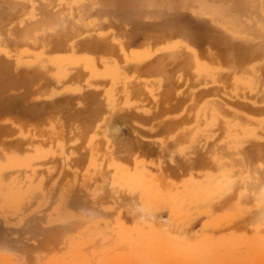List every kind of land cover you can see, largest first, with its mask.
<instances>
[{
  "label": "rangeland",
  "instance_id": "obj_1",
  "mask_svg": "<svg viewBox=\"0 0 264 264\" xmlns=\"http://www.w3.org/2000/svg\"><path fill=\"white\" fill-rule=\"evenodd\" d=\"M137 1L141 0H0V21L2 20L0 23V255L3 256L4 254L6 257H12L9 264H24V262L25 264H66L69 262L70 258H72L70 251V246L72 244H76L77 248H79V251L74 256L76 262L84 260L88 264H111L116 259V262H114L115 264H148L151 259L149 249L156 241L160 242V247L157 246L160 249L167 246L174 247L183 245L191 248L207 239L223 240L229 236L242 235L245 240H247V244L244 243V246H241L239 252L247 253L249 249L248 242L264 235V225H262V223L260 224L261 219L259 217L258 219L260 222L258 221L259 223H255V218L257 219L259 213L255 212V201H253L254 199L251 197H242L243 194L240 195L241 197H236L235 193L234 196L233 193L230 194L231 196L226 193H224L226 194L225 196H222V192L221 194H218V191L216 192L214 190L216 196L212 193L215 198L211 199V196L209 200H211V203L215 202L214 199H217L218 194V198L220 199H217L215 204H204L203 206L200 205V207H198L199 204L196 206V202H193L194 205H196L195 208L193 207V209H191L190 207L192 204L186 201L183 196V190L185 187L196 182H202L206 176L212 177L216 175L218 171L213 170L219 167L222 162H224L222 165L228 161L230 162V159L239 163V159L242 158L240 161L243 164L240 162L239 164L236 163L237 166H235L238 168L240 167L239 169L237 168L241 171L240 175L246 177L244 180L250 182V179H253L255 183L256 181L259 183L256 185L251 181L249 185H253V188L260 186L263 181L261 171L263 172L264 169V160L262 161L263 158L261 156L254 155L250 161L251 164L246 162L244 164L242 160L244 159V155L248 154V150H244L243 153V150L238 152L241 156H239V159L237 158V155L239 154L235 156L232 154L229 155L228 150H199L200 153L203 152L202 155L204 154L206 156L203 155L207 161L200 165L198 163L200 157L194 152L195 150H178V146L176 147L175 145L174 147L172 141L170 142L173 137L176 135L179 136L180 134H183V132L187 133L189 131L191 134L203 133L210 127L214 128L217 121L218 125H216L218 127V134L222 133L219 131V125L221 123L223 127L251 128L255 133H258L259 140H264V130L262 129V123H264V109H260V107L264 105V102L261 103L260 101H264V93H261L264 92V71L262 72L264 67L260 68V66H262L261 64L264 66V56L257 59V61L255 60V62H252L253 68L248 66L243 67L246 70L243 68L241 69L242 71L244 70L248 76L244 75L245 72L243 71L244 73L240 72L239 75L236 73L239 78L235 77L234 71H236V69L238 70L236 72L241 71V67L238 66L235 68V62L232 61L233 65L229 62V70L227 69L229 67L227 66L228 64H221L223 63L222 61L211 60L209 63L215 67L213 70L214 73L213 71L209 73L206 71L202 72L195 65H193V67L190 66L192 63L190 61L191 54L189 49L192 51H199L201 48L196 45L197 43L194 45V42V46H192L190 40H185L184 38L181 39V37L178 36V38H166L167 33L156 28L155 25H157V23L155 21L159 22L160 19V21H162V18L163 16L165 17V15L152 17L154 14L149 13L147 17L136 18L137 20H142L140 26L132 22V19L130 18H116L117 16L126 13V11L131 8V5L135 7L137 3H139ZM142 1L143 3L140 2V4L145 6L140 7V4H138L137 7L141 10L143 9V11L147 10L154 13L160 12V10H167L166 12L170 11L167 9L166 0ZM144 2L147 3L144 4ZM158 2L161 6L158 4V6L155 5V3ZM235 2L236 1L229 0L227 3L228 6H226L228 10L231 9L233 12L237 11V13H241L240 20H246L245 15H242L244 12H246L247 15V13L254 11V13L261 18L260 22L263 20L264 23V17H261L264 16V8L260 9L257 7L259 5L258 0H255L254 6H252V1H249V3L248 1L245 2L246 4L242 7L238 4L235 5ZM247 3L251 8L248 7ZM123 4L128 6H121ZM192 4H189L191 5L190 7H193ZM255 6L257 7L256 9ZM129 11H132V9ZM191 11L187 10L188 13L192 14ZM255 11H258V13ZM70 13L74 15L71 16ZM68 17H71L74 20ZM75 17L77 18V21H75ZM194 17L195 16L190 17L193 18V20L191 19L192 22H196ZM258 17L256 18L258 19ZM65 19H67V21H65ZM69 23L74 24L70 25ZM249 31L251 32L252 29H245V33H241L240 36L237 37L239 40H237L235 35H233V39L235 41L237 40L236 42L242 41L243 43L244 41L248 43L252 39L249 43L257 44L256 41L262 39L261 36L258 37V35H256V37H258L256 38L251 35L253 32L250 33ZM160 35L163 36L162 39ZM89 40L94 41L96 44L99 40L100 43L98 42L97 45L94 43V46L99 45V47L95 46L94 49H91L92 47L90 48V46H87L86 44ZM60 44L64 45V47L62 46V48H59L58 45ZM208 44L205 45L207 48L210 47V44ZM55 45L56 47H54ZM88 47L90 49H87ZM183 51H187V53ZM188 52L190 56H188ZM160 55H168V58L166 56L165 59L163 56L160 57ZM175 56H177V58ZM181 56L182 60L178 65L177 62L181 59ZM170 57H175L176 59L174 60L171 58L172 61ZM187 58L188 61H190L189 68L192 69L187 67V64H189L187 63ZM161 59L162 61L164 59H170L172 62L164 61L166 64H163ZM159 60L161 62L160 64L166 66L164 67L165 69H161L163 65H159L157 69L155 68L159 64ZM184 60L186 61V64L183 63L185 62ZM181 63L187 67L185 71L184 69L183 71L177 69L176 65L180 66ZM173 64H176V67L172 66ZM183 65L182 68H186ZM220 65H222V68H220ZM232 66H234V68ZM138 67L140 70L137 69ZM129 69L130 72H128ZM131 69H134L133 71L135 72ZM149 69L152 72L148 73L147 71H149ZM170 69H172V71ZM179 69H181V66ZM231 69L235 70L232 71ZM165 70H167V72ZM247 70L250 71V73L247 72ZM221 71L224 72L223 75H229L231 79H229V76L223 77L222 73H220ZM200 72H202L203 75L202 73L200 74ZM261 72L263 75L260 74ZM157 73L160 74L158 75ZM180 73L185 75L183 76ZM196 73L200 76L198 74L196 75ZM161 74H163L162 77L160 76ZM240 74L243 77L246 76L247 79L249 78V75L252 76V80L250 79L251 77L249 78V81L251 80L250 83L245 78H242ZM255 75L259 79H257ZM167 76L170 79L169 83L166 82ZM186 76H189L187 77L189 82H187ZM191 77L193 80L190 79ZM216 77L220 78L222 82H225L227 78L230 81L227 80L225 83H228L231 87L220 83L221 81ZM240 77L242 78V81H240ZM201 78L204 83L206 82L205 79H209L207 80L208 84H204ZM217 79L219 84L216 82ZM190 81H192L194 86ZM172 82H175V86ZM187 83H191L192 85H188ZM238 83L241 85L240 88ZM254 83H256V87L252 85ZM163 85H170L168 86L169 90ZM172 85L174 93L172 92ZM213 86L216 90L215 88L213 89ZM218 86L220 87L218 88ZM207 87H209V90H206ZM227 87L229 88L226 89ZM250 87H252L251 89L254 93L251 92V89H249ZM199 88L202 89L200 90ZM170 89L173 95L177 98L176 101L175 98L173 99V95L170 94ZM181 89L188 91H186L188 98H186V93ZM219 89L221 91L223 90V93L218 91ZM254 89L255 91H253ZM205 90L207 92H205ZM226 90L229 91V93H227ZM208 91L211 94L208 93ZM217 91L221 94V97L223 96L222 100L218 97L220 95L215 96V94H218ZM161 92L164 94L162 95ZM180 92L183 93L182 99L178 98L181 97ZM193 92L195 93L193 94ZM226 94L231 95L228 96ZM193 95H195L196 98L194 104L192 101L195 99L193 98ZM201 96L204 97L202 98ZM231 96H234L233 99ZM240 96L243 97L241 98ZM255 96L260 98H256ZM168 97H172L173 100L169 98V102V99H167ZM247 97H253V99ZM184 98L186 99L185 103L183 102L185 100ZM223 98H228L229 100L227 99L226 101L225 99V101H232L233 103L231 102V104L228 103L227 105H224L225 101H223ZM237 98L239 99L237 100ZM211 99H213L212 101H220L223 107H229L232 110L233 113L231 114L233 115L230 114L228 118V116H225L227 111L224 112V110H226L224 109L221 112V115L210 113L209 119H206L207 117H205V113H207V108H204V106L208 105L207 102ZM206 100L208 101L206 102ZM234 100L237 101L235 102ZM174 101L176 104L172 105ZM239 101H241V103ZM64 102H66V104ZM158 103L162 104V106L160 104L158 105ZM191 103L194 107L195 104H197L194 110ZM232 104H238V107L232 106ZM247 104H249V109H246ZM241 105L242 107H240ZM250 106L253 108L252 110H250ZM191 107L192 111L191 109L188 110V108ZM165 109H167V111ZM253 111L254 113L252 114ZM192 112L194 116L191 115ZM198 113H200L201 116H199ZM234 113L237 115H234ZM182 114L183 116H181ZM185 115L186 118L184 119ZM227 115L229 114L227 113ZM191 116L193 117L191 118ZM240 116L242 120L244 119L243 121L245 123H243L242 126L240 125L242 124L241 119L239 121ZM230 117H232L233 120L232 118L230 119ZM187 118H189L187 122H189L190 119L191 122L186 124L183 123ZM198 118L199 121H197ZM218 118L223 120V122L220 121L219 123ZM149 119L151 121H149ZM175 119H180V121ZM229 119L230 121H228ZM165 120H168L169 123ZM170 120H172L171 124L173 126L168 125L170 124ZM245 120L248 121L245 122ZM109 121L115 125L114 128H108V125L110 124ZM226 121H228V123ZM251 121L258 124L257 127L256 125L254 126ZM179 122L182 124H179ZM249 122H251L250 124H253V126L248 124ZM107 123L109 124L106 125ZM166 123H168V126H166ZM194 124L197 125V128ZM166 127L175 130L170 133V130L168 131ZM190 127L192 128L190 129ZM165 129L167 133L164 132ZM108 132H110V134ZM120 137L121 139L124 138L122 139L123 142H121ZM125 138L126 142L124 144ZM117 139L123 143H120L121 145H125V147H122L119 144L120 146L118 147H122L121 151L118 150L119 148L117 146V149L115 148L116 150L110 149H114L113 146L115 145H113V143L117 142ZM113 140L115 142H112ZM155 141L157 144H155ZM109 142H112L110 143V145L112 144L111 146L108 145ZM174 142L176 144V141ZM117 143L116 145H118ZM158 143L159 145H161V143L165 144V146L167 145L165 147L166 149L163 150ZM129 144H131V146ZM171 145L172 148L170 147ZM168 146L169 149H167ZM156 147H160L162 150L158 151L156 149L160 148ZM173 147L174 149L176 148L175 150L177 153H175L176 151ZM173 151L174 153H171ZM107 153L111 154L109 155ZM184 153L187 156H184ZM219 154L221 157L224 155L226 156L220 160ZM168 156H171V158L173 157L174 159H171ZM180 156H182V158ZM230 156H233V159L230 158ZM104 159H106V164ZM186 159H189V166H186L185 164L187 162ZM209 160L217 166L214 167L215 169H212V166L214 165H212L211 162L209 164ZM93 162L97 164L99 169L97 172L92 170ZM182 162H185L183 167L180 166V163ZM247 164H249V166ZM103 166L105 169L102 170ZM248 167H250V171L248 170ZM259 169L261 170L260 172ZM123 170L126 173L125 180H129V182L127 181L128 184L124 185L125 188H123V179L125 176ZM106 171L108 176L106 175ZM121 173L124 175L123 178H121ZM127 174L131 177H135L132 179L133 181L131 180V177H128L129 175L127 176ZM250 176L251 178L249 179ZM138 178L139 181L137 180ZM226 180L230 181L232 179L229 178ZM130 181L133 183L130 184ZM134 181L137 182V184L135 183L136 189L134 188ZM86 182H92V185L91 183H88L90 187L86 186ZM118 182H121L120 185ZM105 183L107 184V187H105L108 188L107 190H105L103 186ZM94 184L99 185L96 186ZM148 184H150V186ZM84 186L86 187L83 188ZM94 186L97 187V190L95 193H92ZM115 186H117V188H115ZM129 186H132L131 191ZM145 186L147 187V190L153 188L152 191L155 190V193H161L160 195H156L158 199H155L157 200L156 203H158L157 205L159 207H156L157 205H155L153 211H151L152 205L150 206L148 203L149 208H144L145 205H143V202L139 199L140 195L143 198L147 193H145L146 190H143V187ZM113 187L115 189H124L125 191L118 190L116 192ZM101 188H103V191ZM139 189L144 193L142 192V194H140L141 192ZM111 190L113 191L112 194L110 193ZM72 191L73 193H71ZM105 191L107 193L106 198L108 197L109 200L105 198V195H101L105 194ZM96 192L101 194L97 195ZM136 192L137 195H135ZM75 194H77V196ZM110 194L114 197L110 198ZM149 194L151 193H148L147 196ZM147 196L145 195L147 201L142 199L146 205V202H150ZM71 197L74 200L76 197L79 199L78 203L76 202L77 205L74 204V201H70ZM161 197L163 199H161ZM176 197H178L177 200ZM225 197L226 199H224ZM130 198L135 199V202L140 201L137 203L138 205H136L139 207L142 204L143 207L138 211V207L134 204V207H137V212H134L135 210L130 208L134 201ZM152 198H154L153 192L150 199ZM113 199H115V203H111ZM245 199L247 201H245ZM209 200L208 203H210ZM224 200L225 203H223ZM230 200L234 205L230 203ZM97 201H100V203ZM219 201H221V204ZM69 202H72L74 206ZM130 202L132 203L130 204ZM152 202L153 200H151V203ZM92 203H95V206ZM173 203H175L174 207ZM67 204H70L71 206H68ZM80 204H83L81 210L79 209ZM87 204H92V206ZM100 204H102V206H100ZM183 204L185 206H183ZM162 205H164V208H162ZM84 206L88 207L85 208ZM93 206L94 208L90 209ZM243 207L249 213H244L245 211L243 212ZM230 209L233 210L231 211ZM90 210H92V212H90ZM147 210L148 212L151 211L150 213L155 219L149 217V220H145V217L151 216V214L149 213V215L147 212L148 215L145 213L146 215L143 216L141 212H146ZM172 210H175L173 214L174 216L172 215ZM182 210H184V213H182ZM169 211L170 216L168 215ZM177 211L181 212L182 215H178L179 212ZM83 212L85 216H83ZM191 213H193V218ZM135 215H141L144 219L136 218L134 217ZM186 215L187 218L185 217ZM87 216H91L90 218L93 219L90 220ZM171 216H173V218L175 217V220H173ZM247 217L249 218L247 219ZM223 218L225 220H223ZM251 218H253L254 221H252ZM227 219L230 220L227 221ZM88 220H90V222ZM154 220L158 223H155ZM162 220L163 222L166 221L164 222L165 225L160 224L163 223L160 222ZM70 221L71 223H69ZM171 221L174 223L179 222L178 224L180 226L177 224V228L175 227L177 230L174 229V226L173 228L171 227L174 224L173 222L172 225L167 226V222L171 223ZM226 221L229 225H226ZM219 222L221 223L218 224ZM222 222L224 226L222 225ZM74 225L77 226L76 231V226ZM90 226L92 227L90 228ZM170 228L172 230L174 229V231H170ZM65 230H73V233L72 231L71 233H68L69 231L65 232ZM192 231L193 233H191ZM198 231L201 232L200 235ZM180 232L181 234H179ZM95 238L96 240H94ZM83 239L85 242L82 241ZM65 240L66 244H63ZM93 240L95 243H93ZM56 242L59 244L57 245ZM63 245H66V247ZM57 246L59 248H57ZM60 246H63V248ZM82 248L85 249V251ZM6 249L9 251L8 253L5 252L7 251ZM41 249H45L46 251L43 250V252H46L47 254L41 253ZM54 249L62 250L56 252ZM140 249L145 254L147 262L146 260L141 262V260L139 261L135 259V256L140 254ZM91 250L96 255H91ZM160 252L161 250H158L157 256ZM89 254L92 256H90L92 259L95 258L93 259L94 262L92 260V263L91 260H89ZM13 255L15 257L17 255L19 259L21 258L20 261L17 258H15L16 261L13 260ZM131 255L132 257H130ZM1 256L0 258H2ZM157 256L155 255V264H157V262L158 264H161L160 262L162 261L160 260L159 262V259L161 258H157ZM37 260L41 262H35ZM131 260L132 262H130Z\"/></svg>",
  "mask_w": 264,
  "mask_h": 264
},
{
  "label": "bare ground",
  "instance_id": "obj_2",
  "mask_svg": "<svg viewBox=\"0 0 264 264\" xmlns=\"http://www.w3.org/2000/svg\"><path fill=\"white\" fill-rule=\"evenodd\" d=\"M145 1V0H144ZM229 1V0H228ZM228 1L227 0H166L165 2L167 3V9L168 10H170V11H168V12H166V11H162V10H160V12H156V13H154V12H150V11H147V10H144L143 11V9L141 10L139 7H137V5L138 4H140V2H142L143 3V1L141 0V1H137V2H139V3H137V5L135 6V7H133V5H131V8L129 9V10H131L132 9V11H126V13H124L123 15H119V16H117L116 18H121V19H132V22H134L135 24H137V25H141L142 23V20L140 21V20H137L136 18H142V17H147V15H149V13L150 14H154L152 17H154V16H157V17H159V16H161V15H165V17L163 16V18H162V21H160L159 20V22H157V21H155L156 23H157V25H155L156 26V28L157 29H159L160 31H163V32H166L167 34H166V38L168 37H170V38H173V37H181V39L182 38H184L185 40L186 39H188V40H190V43L192 44V46H194L196 43V45L199 47L200 46V50L199 51H192V50H190L189 49V51H190V54H191V56H190V54H189V52H188V56H190L191 57V65H190V61H188V58H187V63H189V64H187L188 66V68H189V65L191 66V67H193V65H195L196 67H198L202 72L203 71H206V72H212L214 69H215V67L214 66H212L210 63H209V61H213V60H217V61H222L223 63H221V64H225L226 63V65L227 66H229L227 69H229L230 68V65H229V62H235V68H237L238 66L239 67H241L240 68V70L243 68V67H251V68H253V66H252V62L254 61L255 62V60L257 61V59H260L262 56H264V23H263V20H262V22H260L261 21V18H259L258 17V15L256 14V13H254V11L253 12H249V13H247V15H246V12H244L242 15H245V19L246 20H240L241 18H240V16H241V13L239 14V13H237V11H235V12H233V10H231V9H227V3H228ZM233 1H238L237 3L235 2V5L236 4H238L239 6H243L244 4H246L245 2H247L248 1V3H249V1H252V3H253V5L252 6H254L255 4H254V2H255V0H233ZM2 2V1H1ZM7 2V1H6ZM102 2V1H101ZM100 2V3H101ZM257 2V1H256ZM3 3V2H2ZM122 3V2H121ZM147 3V2H146ZM145 2H144V4H146ZM193 3V4H192ZM247 3V5H248V7L249 8H251V6H249V4ZM258 3H259V5L257 6V7H259L260 9H262V8H264V0H258ZM5 4V3H4ZM103 4V3H102ZM114 4V3H113ZM161 6V4H159V2L158 3H155V5L156 6ZM189 4H192L193 5V7H190L191 5H189ZM104 5V4H103ZM105 5H106V3H105ZM142 5V6H141ZM227 5V6H226ZM234 5V6H235ZM237 5V6H238ZM121 6H128V5H121ZM145 5H143V4H140V7H144ZM233 6V5H232ZM230 7V6H229ZM228 7V8H229ZM256 6H255V9L257 8ZM6 8H8V7H6ZM119 8V7H118ZM248 8V9H249ZM11 10V9H10ZM178 10V11H177ZM180 10V11H179ZM187 10H189V11H191L192 12V14L191 13H188L187 12ZM241 10V9H240ZM162 11V12H161ZM176 11V12H175ZM239 11V10H238ZM255 12H257L258 13V11H255ZM71 14V13H70ZM195 14V15H194ZM197 14V15H196ZM1 15V14H0ZM72 15H74V14H71V16ZM3 16V15H2ZM1 16V17H2ZM193 17V16H195L194 17V19L196 20V22H192L191 21V19L193 20V18H190V17ZM205 16H208V17H205ZM74 17V16H73ZM256 17H258V19L256 18ZM261 17H264V16H261ZM4 18V17H3ZM49 18V17H48ZM68 18H71V17H68ZM72 19V18H71ZM77 18L75 17V21H77L76 20ZM72 20H74V19H72ZM2 21V20H1ZM1 21H0V23H1ZM44 21V20H43ZM65 21H67V19H65ZM45 22V21H44ZM72 22V21H71ZM3 23V22H2ZM6 23V22H5ZM41 23V22H40ZM76 23V22H75ZM154 23V22H153ZM153 23H152V25H153ZM70 24V23H69ZM74 24V23H73ZM72 23L70 24V25H73ZM70 25H69V29H70ZM76 25H77V23H76ZM244 25H245V27H244ZM154 26V27H155ZM252 29V31L250 32V33H252L251 35L252 36H255L256 37V35H258V37L259 36H261V38L262 39H260V40H262V41H260L259 39L256 41L257 42V44H250L249 42H251L252 41V39H251V41H249L248 43L247 42H245L244 40L246 39H244L243 41H244V43L241 41V42H236L237 40H239L237 37L238 36H240V34L241 33H245V29ZM68 29V28H67ZM2 30V29H1ZM73 31V30H72ZM248 31V30H247ZM246 31V32H247ZM5 32V31H4ZM81 33V32H80ZM256 33V34H255ZM161 35H163V34H161ZM160 35V36H161ZM168 35V36H167ZM233 35H235V37L237 38V40L235 41L234 39H233ZM76 36H77V33H76ZM164 36V35H163ZM163 36H161V39L163 38ZM177 37V38H178ZM229 37V38H228ZM246 37V36H245ZM258 37H256V38H258ZM3 38V37H2ZM233 39V40H232ZM44 40V39H43ZM242 40V39H241ZM249 40V39H248ZM247 40V41H248ZM103 41V40H102ZM162 41V40H161ZM259 41V42H258ZM42 42V41H41ZM98 42L100 43V41L98 40ZM98 42H97V44H98ZM145 42V41H144ZM195 42V43H194ZM45 43V42H44ZM94 41H92V40H89V41H87V46H90V48L91 49H94L95 48V46L97 45L96 43V45L94 46ZM102 43V42H101ZM146 43V42H145ZM144 43V44H145ZM188 43V42H187ZM189 43V44H190ZM193 43H194V45H193ZM210 44V47L209 48H207L205 45L206 44ZM41 44V43H40ZM143 44V45H144ZM190 44V45H191ZM208 44V45H209ZM61 45V44H60ZM58 45V47L60 48H62V46L64 47V45ZM86 46V45H85ZM123 46H124V44H123ZM142 46V45H141ZM54 47H56V45L54 46ZM96 47H99V45L98 46H96ZM182 47H183V45H182ZM89 47L87 48V49H90ZM124 48H125V46H124ZM123 48V49H124ZM53 49V48H52ZM56 49V48H55ZM127 50V49H126ZM148 50H150V49H148ZM126 52V51H125ZM183 52H186L187 53V51H183ZM182 52V53H183ZM3 53V52H2ZM180 53V52H179ZM162 54V53H161ZM164 54V53H163ZM9 55V54H8ZM126 55H128V54H126ZM159 55V54H158ZM175 55V54H174ZM156 56H157V54H156ZM163 56V55H162ZM161 55H160V57H162ZM165 56V55H164ZM163 56V58H165L166 59V56H167V58H168V55H166L165 57ZM172 56V55H171ZM177 56H179V55H177ZM177 56H175L176 58H177ZM182 56H184V55H182ZM182 56H181V59L179 60V58H178V62H177V64L178 63H180L181 62V60H182ZM186 56V55H185ZM7 57V56H6ZM175 57H170V59L172 58V59H176ZM189 57V58H190ZM132 58V57H131ZM131 58H129V59H131ZM185 58V57H184ZM5 59V58H4ZM7 59H9V58H7ZM133 59H134V57H133ZM163 60L162 61V59H161V61H162V63L164 64L166 61L167 62H169V61H171L170 59L169 60ZM218 59H220V60H218ZM224 60H225V62H224ZM165 61V62H164ZM173 61V60H172ZM171 61V62H172ZM177 61V60H176ZM185 61V60H184ZM226 61H228V62H226ZM11 62H12V60H11ZM66 62V61H65ZM111 62V61H110ZM140 62V61H139ZM141 62L143 63V61L141 60ZM183 62V61H182ZM232 62L230 63L231 65H233L232 64ZM0 63H1V61H0ZM90 63V62H89ZM152 63H154V62H152ZM158 65L155 67L156 69H157V67H159V65L161 66V65H163V64H160L161 62H160V60L158 61ZM184 64H186V61L185 62H183ZM183 63H181L180 64V66H181V69H179L180 68V66H178V65H176L177 66V69L178 70H181V71H183V69H184V71L187 69V67L186 66H184L183 65ZM155 64H157V63H155ZM154 64V65H155ZM166 64V63H165ZM237 64V65H236ZM151 65H153V64H151ZM168 65H169V63H168ZM174 64L172 65V66H175ZM182 65L184 66V67H186V68H182ZM262 66H260V68L261 67H264L263 66V64H261ZM7 66V65H6ZM175 66V67H176ZM222 65H220V68H222L221 67ZM234 66H232L233 68H234ZM259 66V65H258ZM152 67V66H151ZM164 67H166V66H162L161 67V69L163 68V69H165ZM168 68V67H167ZM172 68V67H171ZM224 68V67H223ZM137 69H139V67L137 68ZM142 69V68H141ZM155 69V70H156ZM158 69H160V68H158ZM160 69V70H161ZM172 69H174V68H172ZM172 69H170L171 71H172ZM189 69H192V68H189ZM188 69V70H189ZM216 69H217V67H216ZM227 69H226V72H227ZM239 69V68H238ZM243 69H245V68H243ZM132 70V69H131ZM134 70V69H133ZM132 70V71H133ZM140 70V69H139ZM230 70V69H229ZM232 71H234L235 69H231ZM246 70V69H245ZM255 70H256V68H255ZM106 71V70H105ZM164 71V70H163ZM163 71H160V72H163ZM166 72H167V70H165ZM175 71H176V69H175ZM236 71H238L237 69H236ZM236 71H234L235 72V77H238L237 75H239V73L240 72H242V73H244L242 70L241 71H239V72H236ZM264 70L262 69V72H263ZM128 72H130V69H129V71ZM128 72H127V74H128ZM133 72H135V71H133ZM148 73L149 72H152V71H150V69H149V71H147ZM178 72V71H177ZM202 72H200V74L202 73ZM225 72V73H226ZM231 72V71H230ZM234 72H233V74H234ZM247 72H249L250 73V71H248L247 70ZM262 72L260 73V74H262ZM138 73V72H137ZM136 73V74H137ZM146 73V72H145ZM148 73H146V74H148ZM165 73V72H164ZM173 73V72H172ZM199 73V72H198ZM198 73H196V75L198 74ZM213 73H214V71H213ZM220 73H222V75H223V73L224 72H220ZM229 73V72H228ZM236 73H238L237 75H236ZM153 74V73H152ZM154 74H156V73H154ZM158 74V73H157ZM160 74V73H159ZM158 74V75H159ZM169 74H171V73H169ZM181 75H185V74H182V73H180ZM230 74V73H229ZM259 74V75H260ZM263 74H264V72H263ZM262 74V75H263ZM29 75V74H28ZM129 75V74H128ZM162 75L163 74H161L160 76L162 77ZM192 75H193V73H192ZM199 75V74H198ZM202 75H203V73H202ZM231 75V74H230ZM244 75H247L246 74V72H245V74ZM252 75V74H251ZM149 76V75H148ZM191 76V75H190ZM200 76V75H199ZM218 76V75H217ZM225 76V74L223 75V77ZM227 77L229 76V75H226ZM225 76V77H226ZM234 76V75H233ZM240 76H242L241 74H240ZM248 76V75H247ZM187 77H189V76H186V80H187V82H189L188 80V78ZM193 77H195V76H193ZM213 77V76H212ZM251 77V78H250ZM255 77H257L256 75H255ZM196 78V77H195ZM216 78H218V77H216ZM239 78V77H238ZM242 78H245L246 80H248L249 81V78L252 80V76H250L249 75V78L247 79L246 78V76H242ZM242 78L240 77V81H242ZM172 79V78H171ZM190 79H192L193 80V78L191 77ZM200 79V78H199ZM202 79V78H201ZM219 80H220V78H218ZM218 79L216 80V82L219 84V82H218ZM229 79H231L230 78V76H229ZM235 79V78H234ZM233 79V80H234ZM254 79V78H253ZM257 79H259L258 77H257ZM173 80V79H172ZM206 80V82L205 83H207V80H209V79H205ZM215 80V79H214ZM225 80V79H224ZM227 78H226V81L225 82H227ZM236 80V79H235ZM234 80V81H235ZM250 80V81H251ZM80 81V80H79ZM169 81H170V79H169V77L167 76V79H166V82L167 83H169ZM174 81V80H173ZM202 81H203V79H202ZM221 81V80H220ZM228 81H230V80H228ZM250 81H249V83H250ZM261 81H262V79H261ZM185 82V81H184ZM183 82V83H184ZM191 83H192V81H190ZM201 82V81H200ZM210 82V81H209ZM225 82H220V83H223V84H226V86L228 85L229 86V84L228 83H225ZM139 83H140V81H139ZM173 83V82H172ZM175 83V82H174ZM173 83V85L175 86V84ZM186 83V82H185ZM191 83H187L188 85L189 84H191ZM196 83V82H195ZM203 83H204V81H203ZM204 83V84H205ZM231 83V82H230ZM258 83V82H257ZM260 83V82H259ZM163 84V83H162ZM193 84V83H192ZM191 84V85H192ZM208 84V83H207ZM239 84V83H238ZM241 84H242V82H241ZM256 83H254V84H252V85H254L255 87H256V85H255ZM173 85H172V92L174 91V89H173ZM183 85H185V84H183ZM190 85V86H191ZM198 85V84H197ZM221 85V84H220ZM240 85V84H239ZM139 86V85H138ZM163 86H165V85H163ZM168 86H170V85H168ZM168 86H165V88H167L168 89ZM186 86V85H185ZM189 86V87H190ZM193 86H194V84H193ZM195 86H196V84H195ZM215 86H217V85H215ZM224 86V85H223ZM238 86V85H237ZM236 86V87H237ZM254 86H252V87H254ZM263 86V85H262ZM141 87V86H140ZM184 87V86H183ZM188 87V86H187ZM187 87H186V89H187ZM192 87V86H191ZM212 87V86H211ZM210 87V88H211ZM220 86H218V88H219ZM229 87H231V85L229 86ZM229 87H227L226 89H228ZM241 87V85L239 86V88ZM248 87V86H247ZM252 87H250L249 89H251ZM137 88V87H136ZM215 87L213 86V89H214ZM217 88V89H218ZM225 88V87H224ZM233 88V87H232ZM238 88V89H239ZM243 88H244V85H243ZM246 88V87H245ZM140 89V88H139ZM138 89V90H139ZM185 89V90H186ZM200 89V88H199ZM198 89V90H199ZM202 89V88H201ZM200 89V90H201ZM203 89H205V88H203ZM212 89V90H213ZM231 89V88H230ZM248 89V90H249ZM260 89H262V88H260ZM166 90V89H165ZM169 90V89H168ZM177 90V89H176ZM181 90H183V89H181ZM180 90V91H181ZM206 90H209V87H207V89ZM205 90V92H207ZM215 90H216V88H215ZM225 90V89H224ZM41 91V90H40ZM161 91V90H160ZM184 91V90H183ZM187 91V90H186ZM186 91H184L185 93H186V95H187V92ZM218 91H221L220 89L218 90ZM217 91V92H218ZM246 91V90H245ZM253 91H255V89L253 90ZM143 92V91H142ZM163 92V91H162ZM161 92V94L163 95L164 93H162ZM165 92V91H164ZM171 92V89H170V94H172L173 95V93ZM196 92V91H195ZM195 92H193V94L195 93ZM203 92H204V90H203ZM226 92L227 93H229V91H227L226 90ZM251 92H252V89H251ZM169 93V92H168ZM181 93V97H178V98H181L182 99V96H183V93L182 92H180ZM199 93V92H198ZM197 93V94H198ZM208 93H210L209 91H208ZM221 93H223V90L221 91ZM246 93V92H245ZM252 93H254V92H252ZM261 93H264V92H261ZM153 94V93H152ZM156 94V93H155ZM161 94H160V97H161ZM179 94V93H178ZM211 94V93H210ZM243 94V93H242ZM258 94V93H257ZM256 94V95H257ZM90 95V94H89ZM158 95H159V93H158ZM185 95V96H186ZM209 95V94H208ZM212 95H213V93H212ZM212 95H210V96H212ZM218 95H220V96H218ZM226 95H228V94H226ZM229 95H231V94H229ZM228 95V96H229ZM234 95V94H233ZM247 95V94H246ZM262 95V94H261ZM261 95H259V96H261ZM264 95V94H263ZM168 96V95H167ZM194 97L193 98H195V95H193ZM215 96H218L219 98H221V100H222V97H221V94H219V92H218V94H215ZM88 97V96H87ZM164 97V96H163ZM173 97V99L175 98V101H176V97H175V95H173L172 96ZM172 97H168L167 99H172ZM191 97V96H190ZM202 97V96H201ZM200 97V98H201ZM204 97V96H203ZM202 97V98H203ZM232 97V99H233V97L234 96H231ZM241 97V96H240ZM243 97V96H242ZM241 97V98H242ZM256 97V96H255ZM258 97V96H257ZM256 97V98H257ZM262 97V96H261ZM186 98H188V95H187V97ZM197 98H199V97H197ZM207 98H208V96H207ZM214 98H216V97H214ZM247 98H249V99H253V97L251 98V97H247ZM256 98H254V99H256ZM258 98H260V97H258ZM264 98V97H263ZM170 99H169V102H170ZM172 99V100H173ZM185 99V98H184ZM183 99V100H184ZM190 99V98H189ZM210 99V98H209ZM225 99H226V101H227V99L228 98H223V101H225ZM236 99V98H235ZM239 98H237V100H238ZM143 100V99H142ZM188 100V99H187ZM194 100H196V98L195 99H193L192 101H193V104H194ZM198 100V99H197ZM213 99H211V100H206V102H207V104L208 105H206V106H204V108H207V110H206V112L207 113H205V117H207L206 119H209V114L211 113V114H220L221 115V112L224 110V109H226V110H224V112L225 111H227V113L229 114V115H227V113L225 114V116H228V118H229V116H230V114L231 113H233L232 112V110L229 108V107H223V105H222V103L220 102V101H218V100H216V101H212ZM229 100V99H228ZM237 100H234L235 102L237 101ZM260 100V99H259ZM80 101V100H79ZM159 101H160V99H159ZM175 101H174V103H172V105L173 104H176L175 103ZM182 101V100H181ZM192 101H190V102H192ZM200 101V100H199ZM222 101V102H223ZM225 101V103H224V105H227L228 103H230L231 104V99H230V101L231 102H226ZM261 101V103L262 102H264L263 100H260ZM26 102H27V100H26ZM69 102V101H68ZM67 102V103H68ZM81 102V101H80ZM154 102H156V101H154ZM158 102V101H157ZM184 103L186 102V99L183 101ZM189 102V103H190ZM198 102V101H197ZM206 102H205V104H206ZM235 102H234V104H235ZM240 103H241V101H239ZM248 102V101H247ZM65 104H66V102H64ZM177 103H179V102H177ZM181 103V102H180ZM195 103H196V101H195ZM199 103V102H198ZM233 103V102H232ZM244 103V102H243ZM242 103V104H243ZM160 103H158V105H159ZM188 104V103H187ZM187 104H186V106H187ZM192 104V103H191ZM192 104V105H193ZM229 104V105H230ZM154 105V104H153ZM161 106H162V104H160ZM181 105V104H180ZM190 105V104H189ZM204 105V104H203ZM203 105H202V107H203ZM238 104H236V105H233L232 104V106H235V107H238L237 106ZM249 104H247L246 106V109H249L248 106ZM251 105V104H250ZM175 106V105H174ZM191 106V105H190ZM197 106V104H195V107ZM155 107V106H154ZM195 107H194V105H193V110L195 109ZM240 107H242V105L240 106ZM239 107V108H240ZM253 107H256V106H253ZM260 107V106H259ZM166 108V107H165ZM168 108V107H167ZM187 108V107H186ZM250 108H251V106H250ZM170 109H172V108H170ZM189 109H191V111H192V107L191 108H188V110ZM200 109H201V107H200ZM243 109H244V105H243ZM253 108H251L250 110H252ZM255 109V108H254ZM260 109H264V105L263 106H261L260 107ZM166 111H167V109H165ZM168 110H169V108H168ZM175 110V109H174ZM177 110V109H176ZM186 110V109H185ZM188 110H187V112H188ZM202 110V109H201ZM201 110H199V111H201ZM173 111V110H172ZM244 111H245V109H244ZM247 111V110H246ZM249 111V110H248ZM254 111H256V110H254ZM254 111L252 112V114L254 113ZM177 112V111H176ZM185 113H187L186 111H184ZM183 112V113H184ZM194 112V111H193ZM193 112H192V114L191 115H193ZM257 112H258V109H257ZM256 112V113H257ZM164 113V112H163ZM172 113V112H171ZM201 113V112H200ZM200 113H198L199 114V116H201V114ZM248 113V112H247ZM249 113H251V112H249ZM204 114V113H203ZM264 114V113H263ZM159 115V114H158ZM231 115H233V114H231ZM234 115H237V114H235L234 113ZM181 116H183V114L181 115ZM194 116V115H193ZM193 116H191V118L193 117ZM203 116V115H202ZM222 116H223V114H222ZM224 116V117H225ZM160 117V116H159ZM158 117V118H159ZM150 118V117H149ZM157 118V117H156ZM156 118H154V119H156ZM183 118V117H182ZM186 118V115H185V117H184V119ZM189 118H190V116H189ZM189 118H187V120L186 121H184V119H183V123H189V122H191V119H190V121L189 122H187L188 121V119ZM225 118H227V117H225ZM232 117H230V119H231ZM243 118V117H242ZM205 119V120H206ZM219 119V118H218ZM230 119L228 120V121H230ZM234 119H235V117H234ZM240 119H241V116L239 117V121H240ZM175 120H178V119H175ZM232 120H233V118H232ZM236 120H237V117H236ZM244 120V119H243ZM242 119H241V122H242V124H240L241 126L243 125V123H244V121H243ZM149 121H151L150 119H149ZM165 121H167L168 122V120H165ZM171 121L172 120H170V124H168V123H166V126H170V125H172L171 124ZM174 121V120H173ZM178 121H180V119L178 120ZM192 121H193V119H192ZM197 121H199V118H198V120ZM197 121H195V122H197ZM203 121V120H202ZM220 121H222L223 122V120H220L219 119V123H220ZM228 121H226L227 123H228ZM238 121V122H239ZM248 121V120H247ZM246 120H245V122H247ZM110 122V121H109ZM177 122V121H176ZM252 122V121H251ZM251 122H249L248 124H250ZM175 123V122H174ZM178 123V122H177ZM225 123V122H224ZM223 123V124H224ZM226 123V124H227ZM232 123V122H231ZM253 123V122H252ZM109 123H107L106 125H108ZM111 124V125H110ZM110 124L108 125L109 127L108 128H114V124L113 123H111L110 122ZM113 124V125H112ZM168 124V125H167ZM179 124H182V123H180L179 122ZM197 124V123H196ZM196 124H194L195 126H196V128H197V125ZM201 124V123H200ZM199 124V125H200ZM216 124L218 125V121L216 122ZM215 124V127H217V125ZM239 124V123H238ZM245 124V123H244ZM254 124V126L256 125V127H257V125L258 124H255V123H253ZM253 124H250V125H252L253 126ZM106 125H104L105 127H107ZM162 125V124H161ZM214 125V124H213ZM229 125V124H228ZM111 126V127H110ZM159 126V125H158ZM164 126V125H163ZM173 126V125H172ZM177 126H180V125H177ZM176 126V127H177ZM220 127H219V131H221L222 133L221 134H218L217 133V130H218V127L217 128H211L210 126V128L209 129H206L203 133H200V134H194V133H189V131L187 132V133H184L183 132V134H178L179 136H175V137H173V139L172 140H170V142L172 141V145L174 144V147H175V145H176V147H177V149L178 150H195L194 152L200 157L199 158V160H198V163L201 165V164H203L206 160H205V158L203 157V155H202V153H200L199 152V150H228V154L230 155V154H232L233 156H235V155H237V154H239V155H237L238 157V159H239V156H240V153H238V152H240V151H242V153L244 152V150H248V154L247 155H244V154H242V155H244V159L242 160L243 162H244V164H245V162L246 163H249V164H251V159H252V157L254 156V155H257V156H261L263 159H262V161L264 160V140H259V136L257 135L258 133H255L251 128H237V127H229V126H224L223 127V125L220 123V125H219ZM233 126V125H232ZM234 126H237V125H234ZM102 127H103V125H102ZM165 127V126H164ZM193 127V126H192ZM192 127H190V129L192 128ZM223 127V128H222ZM118 128V127H117ZM116 128V129H117ZM167 128V127H166ZM260 128V127H259ZM168 129V128H167ZM221 129V130H220ZM222 129H224V130H222ZM262 129L264 130V123H262ZM114 130V129H113ZM158 130V129H157ZM161 130V129H160ZM164 130V129H163ZM170 130V133H172L175 129H173L172 130V128H170L169 127V129H168V131ZM107 131H109V130H107ZM115 131V130H114ZM172 131V132H171ZM218 131V132H219ZM111 132V131H110ZM110 132H108L109 134H110ZM113 132V131H112ZM163 132V131H162ZM164 132H166L167 133V131H166V129H165V131ZM198 132V131H197ZM108 133H106V134H108ZM165 133V134H166ZM112 134V133H111ZM113 135V134H112ZM262 135V134H261ZM107 136H109V135H107ZM115 136V135H114ZM160 136V135H159ZM124 137V136H123ZM126 137V136H125ZM109 138V137H108ZM113 138V137H112ZM116 138V137H115ZM118 138V137H117ZM263 138H264V136H263ZM122 139H124V138H122ZM121 139V137H120V140H121V142H123V140ZM180 139V140H179ZM115 140V139H114ZM112 141V142H115V141ZM117 142L119 141L118 139L116 140ZM129 141V140H128ZM174 141H176V144H175V142ZM112 142H109V144L108 145H110V143H112ZM117 142H115V143H113V145H115V146H113L114 147V149L113 148H110V149H112V150H116L117 149V147L118 146H120L121 144H123V143H121L120 141L117 143ZM125 142H126V138H125V141H124V144H125ZM153 142V141H152ZM156 142V141H155ZM174 142V143H173ZM178 142V143H177ZM116 143L118 144V145H116ZM121 143V144H120ZM98 144V143H97ZM120 144V145H119ZM127 144V143H126ZM149 144V143H148ZM155 144H157V142L155 143ZM181 144V145H180ZM99 145V144H98ZM103 145V144H102ZM107 145V144H106ZM112 145V144H111ZM110 145V146H111ZM130 146H131V144H129ZM158 145H159V143H158ZM172 145L170 146L171 148H172ZM180 145V146H179ZM117 146V147H116ZM122 147L124 146L125 147V145H121ZM155 146H157V145H155ZM159 146H161V148L164 150V149H166L165 147L167 146H165V144H163V143H161V145H159ZM102 147V146H101ZM122 147H118L119 149L118 150H122ZM128 147V146H127ZM174 147H173V149H174ZM108 148H109V146H108ZM116 148V149H115ZM156 148H160V147H156ZM156 149V150H158V151H160V150H162V149ZM100 149V148H99ZM107 149V148H106ZM167 149H169V146H168V148ZM173 149H171V150H173ZM176 149V148H175ZM174 149V150H175ZM111 150V151H112ZM137 150H138V148H137ZM168 151V150H167ZM176 151V150H175ZM255 151V152H254ZM104 152V151H103ZM162 152V151H161ZM168 152H170V151H168ZM160 153V152H159ZM171 153H174V151L173 152H171ZM175 153H177V151L175 152ZM206 153V152H205ZM222 153H223V151H222ZM247 153V152H246ZM245 153V154H246ZM255 153V154H254ZM77 154V153H76ZM107 154H109V153H107ZM111 154V153H110ZM109 154V155H110ZM210 154V153H209ZM218 154V153H217ZM78 155V154H77ZM100 155V154H99ZM144 155V154H143ZM156 155V154H155ZM177 155V154H176ZM179 155V154H178ZM182 155V154H181ZM184 156H187V155H185V153L183 154ZM108 156V155H107ZM132 156V155H131ZM140 156H142V155H140ZM183 156V157H184ZM205 156V155H204ZM224 156H226V155H224ZM224 156H222L221 157V155L219 154V159L221 160V158H223ZM232 156V157H233ZM246 156V157H245ZM78 157V156H77ZM138 157V156H137ZM166 157V156H165ZM168 157H170L171 158V156H168ZM181 158H182V156H180ZM189 157V156H188ZM187 157V158H188ZM206 157V156H205ZM218 157V156H217ZM231 156H230V158H232ZM241 157V156H240ZM256 157V156H255ZM98 158H99V156H98ZM105 158V157H104ZM116 158V157H115ZM156 158V157H155ZM173 158V157H172ZM171 158V159H172ZM185 158V157H184ZM197 158V157H196ZM257 158V157H256ZM260 158V157H259ZM101 159V158H100ZM134 159H137V158H134ZM174 159V158H173ZM214 159L217 161V159L214 157ZM218 159V160H219ZM225 159V158H224ZM233 159V158H232ZM236 159V158H235ZM242 159V158H241ZM241 159H239V163L241 162L240 160ZM105 160V164H106V159H104ZM130 160H131V158H130ZM168 160V159H167ZM187 160V159H186ZM189 160V159H188ZM188 160H187V162L185 163V162H182V163H180V166H182L183 167V164L185 163L186 164V166L188 165L189 166V163H188ZM258 160H260V159H258ZM118 161V160H117ZM132 161V160H131ZM194 161V160H193ZM233 160H231L230 159V162L228 161V162H226L225 164H223L222 165V163H224V162H222L221 163V165L219 166V167H217L216 165H214V163H212L211 162V160H209V164H210V162H211V164L212 165H214V166H212V169L216 166L217 168L216 169H218V170H216L215 168V170H213V171H218V173L216 174V175H214V176H206L205 177V179L202 181V182H196V183H193V184H191V185H189L188 187H185L184 188V190H183V196H184V198H185V200L186 201H188L189 203H191L192 204V206L190 207L191 209H193V207L195 208V205L196 206H198V204H199V206L198 207H200V205L201 206H203L204 204H215L216 202H217V199H220V198H218L219 197V193L221 194V192H222V196L224 195H226V194H231V193H233V196H234V193H235V196L236 197H241L240 195L241 194H243L242 195V197L243 196H247V197H251V198H253L254 200L253 201H255V212L256 213H259V215L257 216V219H258V217L261 219V222L259 221V219L257 220L255 217V223L257 222V223H259L260 222V224L262 223V225H264V169H263V172L259 169V172L261 171V173H262V177H263V181H262V183H261V185L260 186H256L257 187V189H256V187L255 188H253V185H249V183L251 182V181H253L254 182V180L252 179H250L251 178V176L249 177V179H250V182L248 181V180H244L246 177H244V176H242V175H240V173H241V171L240 170H238L239 168L238 167H235V166H237V164L236 163H238V162H236V161H233V162H235V163H233L232 162ZM161 162V161H160ZM190 162V161H189ZM196 162V161H195ZM207 162V161H206ZM261 162V161H260ZM173 163V162H172ZM188 163V164H187ZM197 163V162H196ZM238 163V164H239ZM263 163V162H262ZM103 164V163H102ZM161 164V163H160ZM174 164V163H173ZM191 164V163H190ZM217 164V163H216ZM241 164H243L242 162H241ZM249 164H247L248 166H249ZM255 164V163H254ZM179 165V164H178ZM192 165H195V164H192ZM105 166V165H104ZM103 166V167H104ZM159 166V165H158ZM185 166V165H184ZM210 166V167H211ZM242 166H244V165H242ZM102 167V170L103 169H105V167L103 168ZM146 167H148V166H146ZM163 167V166H162ZM202 167V166H201ZM262 167V166H261ZM176 168H177V166H176ZM180 168V167H179ZM178 168V169H179ZM185 168H188V167H185ZM238 168V169H237ZM243 168V167H242ZM247 168V167H246ZM249 168L250 167H248V170H249ZM256 168H258V167H256ZM260 168V167H259ZM264 168V167H263ZM91 169V168H90ZM112 169V168H111ZM115 169H116V167H115ZM125 169V168H124ZM192 169V168H191ZM245 169V168H244ZM94 172H97L99 169H98V167H97V164L95 163V162H93V169H92ZM117 170H118V168H117ZM189 170V169H188ZM242 170V169H241ZM246 170V169H245ZM244 170V171H245ZM109 171H110V169H109ZM108 171V172H109ZM124 171V170H123ZM123 171H122V173H123ZM130 171V170H129ZM159 171H160V169H159ZM206 171V170H205ZM211 171V170H210ZM212 171V172H213ZM240 171V172H239ZM250 171V170H249ZM248 171V172H249ZM255 171V170H254ZM76 172V171H75ZM111 172V171H110ZM119 172V171H118ZM163 172V171H162ZM187 172V171H186ZM212 172H210V173H212ZM258 172V171H257ZM106 173H107V171H106ZM112 174H113V172H111ZM121 173V178H123V176L126 174L125 173V171H124V175ZM166 173V172H165ZM252 173V172H251ZM70 174V173H69ZM78 174V173H77ZM97 174V173H96ZM131 174V173H130ZM181 174V173H180ZM249 174V173H248ZM107 176H108V173L106 174ZM129 174H127V176H128ZM251 175V174H250ZM119 176V175H118ZM136 176V175H135ZM245 176H247V175H245ZM254 176V175H253ZM253 176H252V178H253ZM128 177H131L130 175L128 176ZM199 177V176H198ZM125 178H126V175L124 176V179H123V182H124V184H123V188H125V186L124 185H127L128 184V182H129V180H125ZM135 177H131V180L132 179H134ZM229 178H231L232 180H230V181H227L226 179H229ZM259 178V177H258ZM260 178H261V175H260ZM94 179V178H93ZM118 179H119V177H118ZM128 179H130V178H128ZM157 179V178H156ZM99 180V179H98ZM112 180V179H111ZM122 180V179H121ZM125 180V181H124ZM138 181H139V178L137 179ZM136 180V181H137ZM94 181V180H93ZM92 181V182H93ZM113 181V180H112ZM128 181V182H127ZM133 181V180H132ZM136 181H134V188H135V186H136V184H137V182ZM259 181V180H258ZM92 182H90L91 183V185H92ZM103 182V181H102ZM131 182V181H130ZM89 182H86L85 184H86V186H89L90 187V183L88 184ZM107 183V182H106ZM105 183V184H106ZM119 183V185H120V183L121 182H118ZM133 182H131L130 184H132ZM136 183V184H135ZM141 183V182H140ZM161 183V182H160ZM228 183V184H227ZM255 183V182H254ZM253 183V184H254ZM257 181H256V185H257ZM103 185L104 186V188L105 187H107V184L106 185ZM108 184H109V182H108ZM259 184V183H258ZM262 184H263V186H262ZM76 185V184H75ZM94 185H96V184H94ZM97 185H99V184H97ZM96 185V186H97ZM149 186H150V184H148ZM148 185H147V187H148ZM86 186H84L83 188H85ZM102 186V185H101ZM119 187V186H118ZM130 187V191H131V188H132V186H129ZM146 186L145 187H143L144 189L143 190H146L145 191V195L147 196V194L148 193H151V194H149L148 196H147V198L150 200V202H146L147 203V205H148V203H149V205L151 206L152 205V209H151V211H153L154 210V208H155V205H157L158 203H156V201L157 200H155L156 198L158 199V197L156 196V195H160L161 193L159 192L158 194L157 193H155V190L154 191H152V189L151 190H149V192H148V190L146 189L147 188ZM88 188V187H87ZM86 188V189H87ZM110 188V187H109ZM114 188V187H113ZM115 188H117V186H115ZM114 188V189H115ZM80 189V188H79ZM82 189V188H81ZM108 188H105V190H107ZM136 189V188H135ZM142 189V188H141ZM141 189H139L140 190V192H141ZM97 190V187H95L94 186V188L92 189V193H95V191ZM101 190L103 191V188H101ZM116 190V192L118 191V190H124V189H120V188H118V189H115ZM126 190H127V187H126ZM217 192L218 191V194H217V199H214L215 200V202H212L211 203V200H209L210 198H211V196H212V198L211 199H213V198H215V191ZM76 191V190H75ZM85 191V190H84ZM125 191V190H124ZM137 191V190H136ZM150 191H152L153 192V196H154V198H152V199H150V197L152 196V192H150ZM99 192V191H98ZM108 192V191H107ZM133 192V191H132ZM138 192V191H137ZM137 192H136V194L135 195H137ZM143 192V191H142ZM142 192L140 193V194H142ZM157 192V191H156ZM71 193H73V191L71 192ZM78 193H79V191H78ZM77 193V194H78ZM97 193V192H96ZM104 193V192H103ZM111 194L113 193V191L111 190V192H110ZM144 193V192H143ZM179 193V192H178ZM215 195H213V194ZM224 193H226V194H224ZM77 194H75L76 196H77ZM85 194V193H84ZM98 194H101V193H97V195ZM106 191H105V194H101V195H105V198H106ZM108 194H109V192H108ZM109 195V196H111L110 198H113L114 196L113 195ZM118 194H120V193H118ZM133 194V193H132ZM71 195V194H70ZM79 195V194H78ZM121 195V194H120ZM119 195V196H120ZM144 195V194H143ZM145 195H144V197L142 198V196L140 195L139 196V199L141 200V202H143L142 204L143 205H145L144 206V208H149V205L147 206L146 204H144L145 202L143 201L144 199H145ZM151 195V196H150ZM85 196H87V195H85ZM85 196H84V199H85ZM129 196H131V195H129ZM156 196V197H155ZM231 196V195H230ZM63 197H65V196H63ZM73 197V196H72ZM71 197V200L70 201H74V204L75 205H77L76 204V202L78 203V200L79 199H77V197H76V199L74 200L73 198H75V197H73L72 198ZM80 198H82L81 196H79ZM78 197V198H79ZM118 197V196H117ZM126 197V196H125ZM136 197V196H135ZM135 197H133V198H135ZM138 197V196H137ZM228 197V196H227ZM246 197V198H247ZM87 198V197H86ZM131 199V200H135V199ZM93 199V198H92ZM106 199H108V197L106 198ZM143 199V200H142ZM161 199H163L162 197H161ZM178 199V197H176V200ZM224 199H226V197L224 198ZM236 199V198H235ZM239 199V198H238ZM243 199V198H242ZM250 199V198H249ZM82 200V199H81ZM109 200V199H108ZM108 200H105V201H108ZM114 200L115 199H113L112 200V202L111 203H113L114 202ZM151 200H153V202H154V200H155V202H154V204H153V202L151 203ZM165 200H166V198H165ZM208 200H209V202L210 203H208ZM228 200H229V198H228ZM66 201H67V199H66ZM101 201V200H100ZM100 201L98 202V203H100ZM145 201H147V199H145ZM245 201H247L246 199H245ZM79 202H81V201H79ZM121 202V201H120ZM138 202H140V201H138ZM138 202H135L134 201V203H133V205H131L132 207H130L131 209H133V210H135L134 212H137L136 210H137V203ZM160 202V201H159ZM162 202V201H161ZM196 202V204L194 205V203ZM205 202H207V203H205ZM220 202V204H221V201H219ZM232 201L230 200V203H231ZM238 202H239V200H238ZM65 203V202H64ZM70 203V202H69ZM82 203V202H81ZM89 203V202H88ZM91 203V202H90ZM96 203V202H95ZM95 203H92L93 205L95 204ZM115 203V202H114ZM132 202H130V204H131ZM223 203H225V200H224V202ZM66 204V203H65ZM70 204H72L73 205V203L71 202ZM69 204V205H70ZM92 204L90 205V204H87V205H90V206H92ZM103 204V203H102ZM102 204H100V206H102ZM109 204V203H108ZM118 204V203H117ZM134 204H135V206H137V207H134ZM137 204V205H136ZM139 204H141V203H139ZM142 204H141V206H139L138 207V211H139V209L141 208V207H143L142 206ZM160 204V203H159ZM174 204L175 203H173V207H174ZM219 204V203H218ZM227 204H229V203H227ZM232 205H234V203H231ZM239 204V203H238ZM68 205V204H67ZM68 205V206H69ZM83 205V204H82ZM81 204H80V210H81V206H82ZM98 205V204H97ZM121 205V204H120ZM124 205V204H123ZM153 205H154V207H153ZM194 205V206H193ZM71 206V205H70ZM74 206V205H73ZM95 206V205H94ZM94 206L93 207H91L90 209H92V208H94ZM99 206V205H98ZM163 207L162 208H164V205H162ZM183 206H185L184 204H183ZM206 206V205H205ZM217 206V205H216ZM79 207V206H78ZM85 207V206H84ZM83 207V208H84ZM86 207H88V206H86ZM85 207V208H86ZM120 207V206H119ZM122 207V206H121ZM156 207H159L158 205L156 206ZM161 207V206H160ZM225 207H227V206H225ZM73 208V207H72ZM96 208V207H95ZM115 208H117V207H115ZM128 208V207H127ZM136 208V209H135ZM189 208V209H190ZM197 208V207H196ZM233 208H235V207H233ZM244 208V207H243ZM78 209V208H77ZM129 209V208H128ZM158 209V208H157ZM157 209H155V210H157ZM188 209V210H189ZM190 209V210H191ZM114 210V209H113ZM143 210V209H142ZM149 210V209H148ZM148 210L146 211V212H141L142 213V215L143 216H145L146 214H147V212H148ZM162 210V209H161ZM210 210V209H209ZM218 210V209H217ZM231 210V209H230ZM233 210V209H232ZM231 210V211H232ZM236 210H239V209H236ZM235 210V211H236ZM83 211V210H82ZM86 211H88V210H86ZM150 211V212H151ZM171 211V210H170ZM170 211L168 212V215H169V213H170ZM174 211L175 210H172V215L174 214ZM181 211V210H180ZM183 212L182 213H184V210H182ZM245 211V212H244ZM251 211V210H250ZM90 212H92V210H90ZM90 212H88V213H90ZM106 212V211H105ZM129 212H130V210H129ZM150 212H148V214L150 213ZM177 212H179V211H177ZM194 212V211H193ZM208 212V211H207ZM243 212L244 213H249L248 211H246L245 210V208L243 209ZM86 213V212H85ZM95 213H97V212H95ZM101 213V212H100ZM146 213V214H145ZM182 213L181 212H179L178 213V215L180 214V215H182ZM241 213H242V210H241ZM83 214H84V212H83ZM130 214V213H129ZM147 214V215H148ZM151 214V213H150ZM149 214V215H150ZM176 214V213H175ZM89 215V214H88ZM94 215V214H93ZM190 215V214H189ZM189 215H188V217H189ZM191 215H192V218H193V213H191ZM207 215H208V213H207ZM253 215V214H252ZM83 216H85V214L83 215ZM123 216V215H122ZM138 216V215H137ZM136 215L134 216V217H136V218H141V219H144V217H142L141 215H139L138 217H137ZM170 216V215H169ZM174 216V215H173ZM173 216H171V218L173 219V220H175V217L173 218ZM246 216V215H245ZM45 217V216H44ZM72 217V216H71ZM91 217V216H90ZM90 217H88L87 216V218H90ZM133 217V216H132ZM147 217V216H146ZM145 217V220H149V217H153L152 219H155L154 218V216H152V214H151V216H148L147 218ZM186 218H187V215L185 216ZM251 217V216H250ZM253 217V216H252ZM85 218V217H84ZM86 218V219H87ZM157 218V217H156ZM167 218V217H166ZM171 218H170V220H171ZM249 217H247V219H248ZM74 219H76V218H74ZM74 219H72V220H74ZM93 218H90V220H92ZM158 219V218H157ZM167 219H169V218H167ZM189 219H191V218H189ZM225 219H226V217H225ZM224 218H223V220H225ZM236 219V218H235ZM239 219V218H238ZM246 219V218H245ZM244 219V220H245ZM71 220V221H72ZM82 220V219H81ZM81 220H80V222H81ZM90 220H88L89 222H90ZM151 220V219H150ZM166 220V219H165ZM182 220H185V219H182ZM228 220H230V219H227V221ZM240 220V219H239ZM251 220L252 221H254V219L253 218H251ZM71 221L69 222V223H71ZM78 221V220H77ZM84 221V220H83ZM152 221V220H151ZM155 221V220H154ZM167 221V220H166ZM166 221H164V222H166ZM181 221V220H180ZM188 221V220H187ZM226 221V225L228 224V222ZM242 221V220H241ZM259 221V222H258ZM74 222V221H73ZM76 222V221H75ZM87 222V221H86ZM85 222V223H86ZM88 222V223H89ZM157 221H155V223H156ZM160 222H163V220L162 221H160ZM164 222L163 223H160L161 225L163 224V225H165L164 224ZM172 222L173 221H171V223L170 222H167V226H170V225H172ZM224 222V221H223ZM223 222H222V225H223ZM236 222V221H235ZM158 223V222H157ZM169 223V224H168ZM174 223V222H173ZM179 223V222H178ZM177 222L176 223H174V224H176V225H172L171 227L173 228V226H174V229H176L177 228V224H178ZM221 222H219L218 224H220ZM232 223H233V221H232ZM237 223V222H236ZM255 223H251V224H255ZM100 224V223H99ZM110 224V223H109ZM152 224V223H151ZM183 224H185V223H183ZM235 224V223H234ZM63 225V224H62ZM70 225V224H69ZM81 225V224H80ZM179 225V224H178ZM221 225V226H222ZM229 225V224H228ZM68 226V225H67ZM74 226H76V225H74ZM160 226V225H159ZM180 226V225H179ZM190 226V225H189ZM224 226V225H223ZM65 227V226H64ZM72 227H73V225H72ZM80 227V226H79ZM92 226H90V228H91ZM144 227H146V226H144ZM176 227V228H175ZM198 227V226H197ZM227 227V226H226ZM57 228V227H56ZM60 228V227H59ZM89 228V227H88ZM208 228H209V226H208ZM221 228V227H220ZM225 228V227H224ZM262 228V227H261ZM260 228V229H261ZM264 228V227H263ZM76 229H77V226H76V228H75V231H76ZM151 229V228H150ZM171 229V228H170ZM174 229L172 230H170V231H174ZM181 229V228H180ZM259 229V230H260ZM177 230V229H176ZM209 230H210V228H209ZM258 230V231H259ZM69 230H65V232H68ZM72 231V233H73V230H71ZM71 231H69L68 233H71ZM74 231V232H75ZM178 231H179V229H178ZM189 231V230H188ZM203 231V230H202ZM226 231V230H225ZM102 232H104V231H102ZM175 232H177V231H175ZM199 232V231H198ZM261 232V231H260ZM259 232V233H260ZM263 232V231H262ZM82 233V232H81ZM174 233V232H173ZM183 233V232H182ZM191 233H193V231L191 232ZM200 233L201 232H199V235H200ZM66 234V233H65ZM179 234H181V232L179 233ZM48 235V234H47ZM188 235V234H187ZM41 236V235H40ZM75 237V236H74ZM48 238V237H47ZM54 238H56V237H54ZM50 239H52V238H50ZM60 239H61V237H60ZM43 240V239H42ZM48 240V239H47ZM52 240H54V239H52ZM94 240H96V238L94 239ZM93 240V243H95V241ZM82 241H84L85 242V240L83 239ZM187 241V240H186ZM246 241L247 240H245V238L243 237V235L242 236H229L228 238H225V239H223V240H213V239H207V240H204L203 242H201V243H199V244H197V245H195L194 247L192 246L191 248L189 247V246H185V245H183V246H174V247H171V246H167V247H165V248H159L160 246V242H158V241H156L155 243H153V245L150 247V249H149V252H150V261H149V263L148 264H155V255L157 256V254H158V250L160 251L161 250V252L159 253V255L157 256V258H161V259H159V262H160V260L162 261V262H160L161 264H264V235L263 236H261V237H257V238H254L252 241H249L248 242V252L247 253H240L239 252V249L241 248V246H244L243 244L244 243H246ZM59 242V241H58ZM61 243V242H60ZM56 244H57V242H56ZM59 244V243H58ZM57 244V245H58ZM63 244H66V240L64 241V243ZM184 244V243H183ZM191 244V243H190ZM247 244V243H246ZM48 245V244H47ZM46 245V246H47ZM49 246V245H48ZM54 246V245H53ZM63 246H65L66 247V245H63ZM63 246H60V247H62L63 248ZM87 246V245H86ZM157 246H159V247H157ZM51 247H52V245H51ZM55 247V246H54ZM65 247H64V249H65ZM89 247V246H88ZM48 248V247H47ZM46 248V249H47ZM56 248V247H55ZM57 248H59L58 246H57ZM84 248H86V247H84ZM96 248V247H95ZM3 249H5V248H3ZM49 249H51V248H49ZM83 249V248H82ZM92 249V248H91ZM7 250V249H6ZM43 250H45V249H43ZM43 250L41 249V253H43V254H45L46 252H43ZM55 250V249H54ZM53 250V251H54ZM60 250H62V249H60ZM60 250H55L56 252H58V251H60ZM84 251H85V249H83ZM86 250H88L87 248H86ZM2 251V250H1ZM46 251V250H45ZM54 251V252H55ZM70 251H71V254H72V258H70V260H69V262H67L66 264H88L87 262H85L84 260L83 261H81V262H76L74 259H75V255L77 254V252L79 251V248H77V245L76 244H72L71 246H70ZM140 254L139 255H137V256H135V259L136 260H141V262L143 261V260H146L145 258V254L142 252V250L140 249ZM5 252H9L8 250L7 251H5ZM4 252V253H5ZM51 252V251H50ZM92 252V253H91ZM91 255H96V254H94V252L91 250ZM3 253V252H2ZM39 253H40V251H39ZM40 253V254H41ZM48 253H49V251H48ZM52 253V252H51ZM1 254V253H0ZM42 254V255H43ZM47 254V253H46ZM12 255V254H11ZM90 254H89V260H91V263H92V260L93 259H95V258H91L92 256H91ZM98 255H100V254H98ZM1 256V255H0ZM14 256V255H13ZM46 256V255H45ZM45 256H44V258H45ZM91 256V257H90ZM104 256V255H103ZM2 258H0V264H9V262L11 261V259H12V257L11 258H9V256L8 257H6V255L4 256V254H3V256H1ZM21 257V256H20ZM36 257V256H35ZM130 257H132V255L130 256ZM15 258H17L19 261H20V259H19V257H17V255H16V257L14 256V259L13 260H15ZM37 258V257H36ZM35 258V259H36ZM38 258H40V257H38ZM117 259H119V258H117ZM41 260H43V259H41ZM113 260V259H112ZM116 260V259H115ZM114 260V262H116ZM133 260V259H132ZM132 260L130 261V262H132ZM16 261V260H15ZM19 261H17V262H19ZM35 262H41V261H35ZM90 262V261H89ZM93 262H94V260H93ZM114 262H112L111 264H115ZM146 262H147V260H146ZM145 262V263H146ZM21 263V262H20ZM119 263V262H118ZM24 264H25V262H24ZM34 264V263H33ZM119 264H121V263H119ZM127 264H129V263H127ZM157 264H158V262H157Z\"/></svg>",
  "mask_w": 264,
  "mask_h": 264
}]
</instances>
